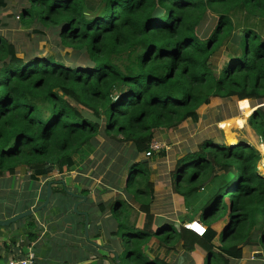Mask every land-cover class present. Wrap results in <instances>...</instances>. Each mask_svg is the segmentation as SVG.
<instances>
[{
    "label": "trees",
    "instance_id": "trees-1",
    "mask_svg": "<svg viewBox=\"0 0 264 264\" xmlns=\"http://www.w3.org/2000/svg\"><path fill=\"white\" fill-rule=\"evenodd\" d=\"M27 4L20 14L23 25L37 19L57 28L62 45L83 52L87 61L80 67L53 57L24 61L0 37V178L13 176L21 167L31 171L35 181L55 169L71 172L80 164L75 156L103 131L128 146L131 158L122 165L124 189L140 205L135 211L117 201L111 208L118 223L115 236L125 246L118 248L120 257L137 264H168L145 258V245L159 236V243L170 249L178 245L193 255L196 264L240 260L242 247L253 243L255 233L254 242L264 249V177L257 173L261 154L256 149L244 143L222 147L205 143L180 159L171 179L185 205L207 187L191 212V219L196 215L205 227L201 236L171 225L157 229L150 211L151 158L137 160L150 152L158 132L194 118L212 98H264V39L249 28L233 36L236 30L229 16L241 8L264 20V0H27ZM3 6L5 0H0ZM206 13L217 22L202 40L196 29ZM232 37L234 53H225L223 63L213 69L215 55ZM250 124L264 145L261 111H255ZM262 167L261 174L264 163ZM54 192L62 199L68 196L55 188ZM223 221L218 230L216 225Z\"/></svg>",
    "mask_w": 264,
    "mask_h": 264
},
{
    "label": "crops",
    "instance_id": "crops-1",
    "mask_svg": "<svg viewBox=\"0 0 264 264\" xmlns=\"http://www.w3.org/2000/svg\"><path fill=\"white\" fill-rule=\"evenodd\" d=\"M256 110L264 115V98H212L208 104L196 110L194 118L186 119L170 131L157 133L154 141L161 144L160 150L164 153L159 160L155 158L149 168L150 181L153 183L150 211L154 215L157 229L165 223L171 224L170 222H173L171 226L178 229L181 223L187 221L183 216V198L174 191L171 181L173 171L185 155L197 152L205 143L218 146L244 143L256 149L263 157L262 138L250 124V116ZM226 129L228 133L225 132ZM145 158L143 155V159ZM52 177L55 179L52 180ZM52 177H39L35 181L29 173L17 171L11 177L0 178V220L39 206L44 200L46 184L63 181L65 188L72 193L83 196L81 193L88 191L86 201L77 207L78 212L88 215L87 234L84 232L83 215H77L72 210L78 199L68 196L62 199L61 193L54 192L49 205L40 212L9 227L0 226V262L13 255H30L37 264H116L112 253L120 251L117 250L118 238L115 236L118 223L112 217V205H109L112 197L105 200L99 197L102 193H97V200H90L89 195L95 192L94 182L91 186L88 184L93 177L89 175V181L86 180L81 168L65 174L56 171ZM121 180L122 176L119 181ZM57 187L62 191L60 185ZM122 189L127 199L132 197L124 186ZM63 201L66 203L63 204ZM100 205L103 210H100ZM169 224L167 225L170 226ZM31 234L34 235L31 236L33 238L30 237ZM148 244H156L157 247L160 245L156 238H151ZM256 255L253 254L254 257ZM174 256L182 263V254L174 253ZM145 258L154 257L146 252ZM133 261L119 263L137 264ZM168 263L173 264L170 260ZM249 264L259 263L251 260Z\"/></svg>",
    "mask_w": 264,
    "mask_h": 264
},
{
    "label": "rangeland",
    "instance_id": "rangeland-1",
    "mask_svg": "<svg viewBox=\"0 0 264 264\" xmlns=\"http://www.w3.org/2000/svg\"><path fill=\"white\" fill-rule=\"evenodd\" d=\"M27 7V0H5V6L0 7V37L7 40L8 43H11L15 47L16 56L20 59H23L24 61H29L34 58L53 57L58 62L65 63L66 65L72 64L77 67L84 65V63L87 61L85 54H83V52L81 51L64 47L62 45L61 39L58 38L57 28L52 26L46 27L42 25L37 19H35L29 25H23L20 14L22 10ZM229 16L236 30L233 36H238V34H240L243 30L249 28L255 31L260 37L264 39V20L254 18L250 13L241 8L233 10V12H231ZM216 22L217 19L214 15H212L211 13H206L197 26V37L202 40L207 38V36L212 32V30L216 26ZM235 39H233L232 37V39H230L226 43V45L221 49V51L215 55L213 69H217V67L223 63V56L225 55V53H234L232 45L233 40ZM87 113L88 112H84V115H86ZM253 114H255V112ZM225 132L228 133L227 129ZM156 143L161 146L160 143ZM86 148L88 149L80 151L79 154L75 156L76 159L78 158L80 164L71 172L77 171L81 168V171L86 176V180H88L87 177H89V175H92L93 178L88 184V186H91L92 182H94L95 192H93L92 195H89L90 200H93L92 198H95V200H97V193H102V195L99 194V197H101L102 199L106 200L112 197L111 203H109V205L113 206L115 202L122 201L135 211H138L140 207L139 203L134 201L133 196L131 197L133 200L130 197L129 199H127V196L123 192L124 190L122 189L125 183V176L122 175V165L124 159L130 160L131 158V155L128 154L126 149L128 148V146L115 142L114 140L107 137L103 133V131H100L97 141L94 142L93 145H90V147ZM163 153L164 152L160 150L155 152L153 155L149 156L148 159L151 158L150 163L155 158L156 160H159ZM141 155L137 156V160L143 159V155ZM263 163L264 156L260 157L256 166L257 173H259L260 176L264 177V173L261 174ZM118 166L120 167L117 172ZM17 171H20L21 173L27 172L29 174L31 172L29 170L26 171L23 167L17 168ZM56 171V169L53 170L48 176L52 177V175H54ZM121 176L122 180L120 182L119 180ZM43 177L41 176V178ZM54 179L55 178H53L52 180ZM86 192L80 193L83 195V197L87 199L86 196L88 195V191ZM206 192L207 187H205L204 190L200 189L199 193L201 194L197 195V200H199L200 197L203 198ZM197 200L192 201V203L187 206L184 203L185 210L183 216L184 219L187 220L186 223H189L191 220L198 221L197 216L195 214V217L191 219V212L196 209V204H198ZM170 223L171 224L165 223L163 224V226L167 224L172 225L173 222ZM186 223H181L182 225L180 224V227L185 228ZM224 225L225 221L218 223L216 227L218 228V230H220L224 227ZM116 229L118 230V227ZM255 234L252 235L254 241H256L258 233L256 235ZM124 238H126V236H124ZM159 239H161V236L158 237V240ZM254 241L252 244H248L247 246L242 247L243 260H231L230 264H249V261L251 260H257L259 264H264V249L261 248V246H259ZM213 243L214 247H217V242L214 241ZM122 245L123 244L118 242L117 248ZM169 248H171V245L166 246L160 243L158 247L156 246V244H151V246H149V244H146L144 249L145 252L150 253L154 258H158L166 262L170 260L173 264H196L194 257L190 256V254L188 253H185L183 250H180L178 245H175L174 249ZM117 250L120 251V249ZM121 250H125V246H122ZM174 253L183 255L182 263L178 260V258L174 256ZM255 253H260L261 255H256L254 257L253 254ZM147 259L153 260L149 258ZM120 261L121 260H119V262Z\"/></svg>",
    "mask_w": 264,
    "mask_h": 264
},
{
    "label": "water",
    "instance_id": "water-1",
    "mask_svg": "<svg viewBox=\"0 0 264 264\" xmlns=\"http://www.w3.org/2000/svg\"><path fill=\"white\" fill-rule=\"evenodd\" d=\"M263 147H264V145H263ZM55 183L60 185L62 187V191L64 193H66L69 197L78 199V201L73 204L72 210H73V213H75L77 215H79V214L83 215V217H84V224H83L84 225V232H85V234H87L86 227L88 226V215L85 212H78L77 211L78 205H80L81 202H85L86 198L83 197V196H80L78 194L76 195V194L68 191L65 188V184H64L63 181H56ZM53 193H54V188L52 187V184L49 182V183L46 184V187H45L44 200L39 206H37V207H35L34 209H31V210L23 211L22 213L14 215V216H12V217H10L8 219L0 220V226L1 227H9L10 225L16 223L17 221H19L21 219L30 217L34 213L40 212L42 209L46 208L49 205L50 199H51V196H52ZM260 255H261L260 253L257 254V256H260ZM112 256H113V259L116 262V264H120L122 261L123 262H130L131 261L129 257L126 258V259H123L122 257H120V252L116 253V252L113 251ZM119 260H121L120 263H119Z\"/></svg>",
    "mask_w": 264,
    "mask_h": 264
},
{
    "label": "built area",
    "instance_id": "built-area-1",
    "mask_svg": "<svg viewBox=\"0 0 264 264\" xmlns=\"http://www.w3.org/2000/svg\"><path fill=\"white\" fill-rule=\"evenodd\" d=\"M161 149V146H159L156 142L150 144V152L145 153V157L151 156L152 153H155ZM196 224L199 228H201V231L199 233H196L192 230V226ZM185 228L197 235H202L205 231V227L199 223V221H190L189 223L185 224ZM0 264H37L35 260L30 256H21V255H13L12 257L8 258L5 261H1Z\"/></svg>",
    "mask_w": 264,
    "mask_h": 264
},
{
    "label": "bare ground",
    "instance_id": "bare-ground-1",
    "mask_svg": "<svg viewBox=\"0 0 264 264\" xmlns=\"http://www.w3.org/2000/svg\"><path fill=\"white\" fill-rule=\"evenodd\" d=\"M192 230L195 231L196 233H199L201 231V228H199L198 225L194 224L192 226Z\"/></svg>",
    "mask_w": 264,
    "mask_h": 264
},
{
    "label": "flooded vegetation",
    "instance_id": "flooded-vegetation-1",
    "mask_svg": "<svg viewBox=\"0 0 264 264\" xmlns=\"http://www.w3.org/2000/svg\"><path fill=\"white\" fill-rule=\"evenodd\" d=\"M55 185H54V188L57 190V191H59V188L57 187L58 186V184H56V183H54ZM61 188V187H60Z\"/></svg>",
    "mask_w": 264,
    "mask_h": 264
},
{
    "label": "clouds",
    "instance_id": "clouds-1",
    "mask_svg": "<svg viewBox=\"0 0 264 264\" xmlns=\"http://www.w3.org/2000/svg\"><path fill=\"white\" fill-rule=\"evenodd\" d=\"M54 188V187H53ZM205 232V231H204Z\"/></svg>",
    "mask_w": 264,
    "mask_h": 264
}]
</instances>
